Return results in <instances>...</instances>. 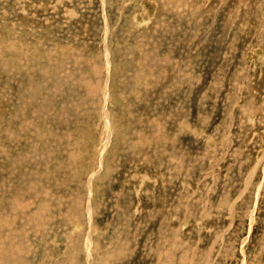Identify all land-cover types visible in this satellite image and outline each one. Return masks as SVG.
Wrapping results in <instances>:
<instances>
[{
  "label": "rangeland",
  "instance_id": "374dc122",
  "mask_svg": "<svg viewBox=\"0 0 264 264\" xmlns=\"http://www.w3.org/2000/svg\"><path fill=\"white\" fill-rule=\"evenodd\" d=\"M0 264H264V0H0Z\"/></svg>",
  "mask_w": 264,
  "mask_h": 264
}]
</instances>
